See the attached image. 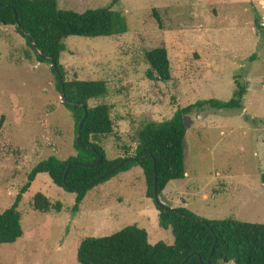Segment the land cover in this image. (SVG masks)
I'll use <instances>...</instances> for the list:
<instances>
[{"label":"rangeland","instance_id":"374dc122","mask_svg":"<svg viewBox=\"0 0 264 264\" xmlns=\"http://www.w3.org/2000/svg\"><path fill=\"white\" fill-rule=\"evenodd\" d=\"M111 1L57 4L83 11ZM112 5L125 31L67 36L59 56L66 79L107 82L103 100L111 105L113 131L101 139L105 157L131 154L138 129L169 118L178 106L230 99L237 81L245 88L240 108L205 105L185 116L186 173L169 181V194L162 190L158 198L206 219L264 223V0H117ZM158 46L167 50V81L147 76L144 52ZM25 49L13 25H0V211L13 203L34 164L49 155L75 154L74 120L62 105L51 66L33 54L25 58ZM37 192L60 201L61 210L34 209ZM145 192L142 170L134 166L87 190L72 212L76 194L38 173L17 207L23 235L0 244V264H80L76 252L82 238L133 224L147 231L151 244H171L170 228L159 225L158 209Z\"/></svg>","mask_w":264,"mask_h":264},{"label":"trees","instance_id":"16d2710c","mask_svg":"<svg viewBox=\"0 0 264 264\" xmlns=\"http://www.w3.org/2000/svg\"><path fill=\"white\" fill-rule=\"evenodd\" d=\"M116 1L112 0L107 6L77 11L60 8L57 0H0V25H13L24 38L29 48V51L24 50L25 58L31 59L33 54L40 62L50 64L49 58L55 60L64 79L65 96L78 103L73 106L62 102L74 120L75 154L66 159L49 155L31 167L13 203L0 211V244L12 243L23 235L17 207L22 194L38 173H46L55 185L76 194L72 212H77L87 190L134 166L141 168L146 184L145 194L154 200V183L159 196L169 181L185 176V116L205 105L218 109L241 107L245 88L236 81V89L230 99L220 101L209 98L178 106L169 118L146 122L138 129L131 154L106 158L101 139L113 131L111 105L103 100L108 93L107 82L103 79H66L59 56L65 49L64 40L67 36H110L125 31L119 12L112 10V4ZM152 11L160 22L156 9ZM254 21L258 28L259 19ZM144 58L148 63L146 72L149 78L170 80V63L164 46L146 50ZM51 71L60 92V83L52 66ZM91 99L97 102L88 105ZM82 105L85 106V117ZM3 121L4 116L1 115L0 128ZM98 154L103 155L101 162L86 165L96 161ZM125 157L135 159L121 162ZM152 158L155 160V169ZM119 163L118 168L92 186L82 187ZM261 181L264 186L263 175ZM31 206L41 212H59L62 208L60 201L52 202L41 192L33 195ZM155 206L159 225L170 228L173 235L171 244L163 241L151 244L144 228L127 225L109 235L82 238L77 247V261L80 264H264V223L231 217L206 219L184 206L172 207L174 211H168L156 203Z\"/></svg>","mask_w":264,"mask_h":264},{"label":"water","instance_id":"95a60500","mask_svg":"<svg viewBox=\"0 0 264 264\" xmlns=\"http://www.w3.org/2000/svg\"><path fill=\"white\" fill-rule=\"evenodd\" d=\"M14 17H16L15 12H14ZM38 53H39L40 56H43L41 54V52L38 51ZM49 60H50V65L53 67L54 71L56 72L57 77H58V80H59V83H60V98H61V102L67 103V104H70V105H73V106L74 105H77L78 104L77 102L70 101L65 96V93H64V79H63V76L60 73L59 66H58L57 62L53 58H49ZM82 107L84 108V117H85L86 116L85 106L82 105ZM82 120L83 119H81V121L78 124L77 138H78V134H79V131H80V128H81ZM102 159H103V155L102 154H98V158H97L96 161H94L93 163H90V164H86V165H93L95 163H99V162L102 161ZM129 159H135V158L134 157H125V158H122L121 162L126 161V160H129ZM152 161H153V167L155 169V160H154V158H152ZM120 163L118 165H116L114 168L108 170L107 172L103 173L102 175H100L99 177L95 178L94 180H92L91 182L87 183L86 185H84L82 187L85 188V187L92 186L93 184H95L96 182H98L100 179H102L103 177H105L108 173H111L116 168H118V166L120 165ZM153 195H154V201H155L156 204H158L160 207H163L164 209H166L168 211H174V209L172 207L166 206L165 204H163L159 200L158 195H157V192H156L155 183H154V186H153ZM208 264H211V263H208Z\"/></svg>","mask_w":264,"mask_h":264},{"label":"crops","instance_id":"0c3cea01","mask_svg":"<svg viewBox=\"0 0 264 264\" xmlns=\"http://www.w3.org/2000/svg\"><path fill=\"white\" fill-rule=\"evenodd\" d=\"M168 183H169V182H168ZM168 183L166 184V186H165L164 189H163V193L166 194V195L169 194V193H166V190H168V189H167V185H168ZM177 189H178V188H176V191H177ZM169 192H171V190H170Z\"/></svg>","mask_w":264,"mask_h":264}]
</instances>
